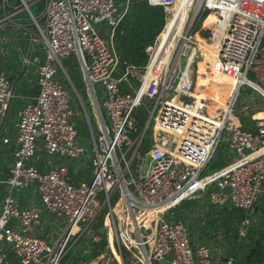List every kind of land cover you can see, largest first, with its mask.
<instances>
[{
    "label": "built area",
    "instance_id": "built-area-1",
    "mask_svg": "<svg viewBox=\"0 0 264 264\" xmlns=\"http://www.w3.org/2000/svg\"><path fill=\"white\" fill-rule=\"evenodd\" d=\"M146 1L167 14L179 0ZM134 8L131 0H0V30L30 33L31 53L23 63L35 67L39 84L38 94L17 112L10 175L0 180V264H15L11 254L18 264H240L216 253L191 217L173 209L196 200L243 210L241 237L264 222V119L247 127L237 106L247 86L264 100V0H191L176 45L162 49L158 36L143 65L123 62L117 41ZM206 11L218 16L213 70L233 80L224 103L208 85L197 95L195 65L206 56L194 29ZM72 56L98 123L99 135L89 141L79 128V107L91 125L90 116L64 65ZM17 98L12 79L0 70V120ZM0 142L8 145L12 138L0 132ZM222 142L225 164L207 173ZM78 163L91 169L90 179L79 176ZM30 188L39 205L22 194ZM115 198L127 211L116 212ZM104 209L117 250L86 259L103 240L98 221ZM146 209L161 211L155 226L151 221L153 227L142 228L137 215ZM52 217L64 223L56 236L55 228L49 230Z\"/></svg>",
    "mask_w": 264,
    "mask_h": 264
},
{
    "label": "trees",
    "instance_id": "trees-1",
    "mask_svg": "<svg viewBox=\"0 0 264 264\" xmlns=\"http://www.w3.org/2000/svg\"><path fill=\"white\" fill-rule=\"evenodd\" d=\"M187 1V2H186ZM191 0H179L180 3L187 4ZM134 12L131 15L130 18L126 19L125 22L121 24L119 27V31L123 30L124 33L121 34L119 32L117 36V41L119 44V51L121 54V59L123 62L131 63L134 65H143L148 62L149 55L146 52V48L150 45H153L160 35V33L163 31L165 25H166V10L165 7L161 5H154L151 6L147 3L146 0H134ZM172 10H178V7H175V5H171ZM176 12V11H175ZM28 15V13H26ZM218 20V16L214 13H211L209 11H206L202 13L196 23V27L194 29L195 32L198 31L199 27H201L203 24L207 25L208 29H212L215 22ZM196 39L200 41V43L204 46L205 51L208 54H211L214 51V48L209 46L205 43L204 39L200 35H196ZM196 68L199 72L201 66L200 63L196 64ZM212 77L217 84L219 88H223L225 90H231L232 89V83L233 80L229 77H226L222 75L221 73L217 71L212 72ZM224 82V83H221ZM221 83V84H220ZM258 114L254 115L256 116V119H245L243 116H241L242 122L245 126L250 128H255V124L258 120L264 119V110H259ZM81 130L83 129V126L80 125L79 127ZM225 164V160L221 162V167ZM212 167L214 166V163H211ZM219 165V164H218ZM214 169V168H213ZM117 198L113 199L112 202H116ZM198 205L195 209L202 208L203 204L196 200H187L183 203V205L180 208H186V207H193ZM205 207L206 204H204ZM209 205V204H208ZM210 209L220 211L219 217L215 218L214 220L219 219L221 216L224 218V226L227 227L225 232V238L229 239L233 248L228 253H225L227 255H233L237 258V261L240 264H264V222L262 221L259 223V225L251 226L248 230V233L246 236L241 237V223L243 219L246 216L245 211L240 209H231V208H223V209H217L216 207L209 205ZM107 212V209H104L102 214L99 217L98 225L102 226L104 219H105V213ZM225 214V216L223 214ZM235 222L234 225L233 223ZM202 224V223H200ZM214 226V221L212 222ZM197 227V225L195 224ZM216 228L220 227L219 225H215ZM198 228L200 231L202 230V233L200 234V237L202 238L203 235H205V229L204 226L199 225ZM254 234L255 238H253V243L248 251L244 254L243 257L238 258L237 248H240L244 246L242 245L241 240L246 238L248 235ZM207 239L213 240L216 236L213 235H205ZM107 245V238H105V235L103 237V240L101 243L95 246V249L93 253H91L89 256L85 257L86 259H91L94 256L100 254L102 251L105 250V247ZM11 260L14 261L15 264H18V261L16 260L15 256L13 254L10 255Z\"/></svg>",
    "mask_w": 264,
    "mask_h": 264
},
{
    "label": "rangeland",
    "instance_id": "rangeland-1",
    "mask_svg": "<svg viewBox=\"0 0 264 264\" xmlns=\"http://www.w3.org/2000/svg\"><path fill=\"white\" fill-rule=\"evenodd\" d=\"M131 1H134V0H131ZM33 11L35 12V14H38V11H39L38 7L37 6L33 7ZM26 13L27 12L24 11L22 13V15L24 17L28 18V15ZM27 23L31 24V18H28ZM29 28L34 29V26L30 25ZM197 32H198V35H200L204 39L206 44L207 43L209 45L211 44V46L213 47L214 28L208 29L207 25L203 24L201 27H199ZM28 37H27L25 43L23 42L22 45H20L22 52H24V53L26 52L25 55H29L28 51L30 50V47H29L30 33H29ZM11 41L14 44V47L16 50L17 44H16L15 40L12 39ZM13 55L16 58L18 57L16 52H14ZM211 55L215 58L216 57L215 51H213L211 53ZM64 65L67 67L71 78L73 79L75 85L79 89V92L83 96L86 108H87V110L91 116L92 123L94 125L95 133H96V135H99V131H98L97 126H96V120H95V117L93 115L92 107L90 105L89 92L87 90L86 81L83 77L80 64L77 61L76 57L72 56L70 59L64 60ZM64 80H66V79H64ZM66 83L73 90V87L70 84L69 80H66ZM221 83H224V82H221ZM232 85H233V83H232ZM237 106H238V110L240 111V115L243 116V118L252 120V119H256V116H254V115L255 114L257 115L258 112H260L259 110H264V100L251 87L247 86L241 90V95L238 98ZM12 108L10 111H12ZM79 110L81 111V116H82L81 120L83 121V124L86 125V117H85L84 110H83L82 106L79 107ZM223 148H224V144L222 142L220 145L218 153L216 154V156L214 157V160L212 161L214 163V166L212 167V165H210L209 168L206 169L207 173H210L213 170V168L216 169L218 167H221V162L224 160L223 156L225 153V150ZM88 172L91 173V169H89ZM28 191H29V189L25 190L22 194H26ZM183 203L181 204V206L183 205ZM117 204H118V201L113 204V208H115V206ZM204 204H203L202 210L199 208L200 211L195 209L198 206L196 204H195V206L192 205L193 207L189 206L186 208H180L181 206L180 207L178 206L177 208H175L173 210L175 213H184V214L186 213V214H188L192 218V219L190 218L191 222L193 221L194 224L197 225V227L199 225L204 226L205 235L208 234V235L216 236L212 240V243H214L216 245L215 247L217 248L216 253H218V251H220L221 254L228 253L231 250V248L232 249H234V248H233L230 240L225 238V232H226L227 227L224 226V224H225L224 218H222V216H221L219 219L214 220L215 218L219 217V215L221 214L220 211L210 209L208 204H206L207 207H205ZM115 210H116V212L117 211L121 212L119 208H115ZM194 212H196V213L194 214ZM121 213H123V212H121ZM225 214H223V215L225 216ZM58 220H59V222H58V224H56V221H58ZM110 220L111 219H108V217L106 215L105 220L103 222V225L101 227L105 232V234H104L105 238H107V245L105 247V252L103 254L111 253L109 248L110 249L113 248V237H114V241H115L114 225L112 224V222ZM116 221H117V219H116ZM213 221H214V226L212 224ZM235 222L236 221H234V223H233L234 225H236ZM200 223H202V224H200ZM48 224H49V230H53L55 228V236L57 234L59 235L62 233V228L64 227V223L62 220L55 218V217H52L51 219H49ZM215 225H219L220 227L216 228ZM195 229L197 230L196 226H195ZM110 233H112L113 235H110ZM196 233H197V231H196ZM201 233H202V230H201ZM253 238H255V235L251 234V235H248L243 240H241V243H242V245L244 244V246L237 248V252H239L238 258L243 257L244 254L246 253V251H248L250 249V247L253 243ZM220 245H221V247L219 248ZM116 246H117V242H115V245H114V248L117 250ZM130 246H131V244H130ZM125 247H127V246L125 244H123L124 249H126ZM94 249H95V245H93V247L90 249L91 253H93ZM102 252L100 254L94 256L93 258L94 259L100 258V256L102 255ZM82 255H83V253L79 254L81 260H83ZM93 258H91V259H93ZM155 264H166V263L157 262Z\"/></svg>",
    "mask_w": 264,
    "mask_h": 264
},
{
    "label": "crops",
    "instance_id": "crops-1",
    "mask_svg": "<svg viewBox=\"0 0 264 264\" xmlns=\"http://www.w3.org/2000/svg\"><path fill=\"white\" fill-rule=\"evenodd\" d=\"M24 30L21 28L19 29L10 28L9 30H0V70H4L8 73L9 77L12 79L15 85L16 92L19 96V98L15 99L12 103L13 105L12 111H9L5 115V117L2 120H0V132L3 133L5 136L12 138L11 144L4 145L3 143L0 142V180H6L10 175L8 165L11 159L13 147L15 146L16 143L15 138H17V133H18L17 112L25 102L35 97L39 92V84L37 81V74L35 71V67L34 66L27 67L23 63V56L26 54V52L25 53L22 52L20 45H22L23 42L25 43L28 37L27 32ZM11 38L14 39L17 44L16 50L14 44L11 41L12 40ZM14 52H16L18 56L17 58L13 55ZM28 53L30 54L31 51L29 50ZM25 68L26 71L23 74V70ZM90 120H91V125L88 123L87 120H86V125L83 124L81 117L80 120L78 121L79 127L80 125L83 126V129L80 130L82 132V135L86 138L87 141L91 140L92 134L95 133L91 116H90ZM95 120L98 129V123L96 117ZM74 167L78 169L79 176H83L84 178L90 179L91 173L88 172L89 169L84 170V168L80 165V163H78ZM4 192H5V185L0 184V200L2 199V195L4 194ZM35 196H36L35 189H29L25 199L30 200V202L39 205V200L35 199Z\"/></svg>",
    "mask_w": 264,
    "mask_h": 264
},
{
    "label": "bare ground",
    "instance_id": "bare-ground-1",
    "mask_svg": "<svg viewBox=\"0 0 264 264\" xmlns=\"http://www.w3.org/2000/svg\"><path fill=\"white\" fill-rule=\"evenodd\" d=\"M190 4H191V1L187 4L180 3L179 1H177V3H173L172 5H175V7L179 6V9L175 10L176 12L171 9V6L168 8V12H167L168 23L166 25L165 30L162 31V33L159 35V42H160V46L162 47V49H164L166 46L172 47L176 45L175 33L181 32L184 22L186 21V18L188 15ZM197 43L203 55L206 56V61L204 60V61L199 62L201 68L198 72L199 76H198L197 87H196L197 92H198L197 95L201 96L202 94L201 92H203L202 86L208 85V87L206 86L207 87L206 89H208V92H210V94H214L215 99L217 98L219 101H221V103H224L231 90H225L223 88H219L212 77V72L215 70V69L213 70V64H214L215 59H217L219 56L218 49L213 46L214 51L216 53V57L214 58L211 54H208L205 51L204 46L200 43V41L197 40ZM209 46H211V44ZM207 61L210 63L209 67L212 69V71L207 69V66H206ZM195 69L197 70L196 65H195ZM202 73H205V74L207 73V76L203 77L201 75ZM116 208H119L121 212L127 211V209H125L126 208L125 202L123 201H121L116 206ZM160 211L161 210H158V209H146L145 211L138 213L137 219H138L139 227H142V228L149 227V226L153 227L150 224L151 221L155 222L154 223V226H155L156 222L158 221ZM125 221L128 223L127 225H130V219L127 213L125 216ZM128 231L133 233L134 228L131 227L129 228ZM110 235H113V234L110 233ZM109 250L112 253L116 252L114 248V237H113V248L112 249L109 248Z\"/></svg>",
    "mask_w": 264,
    "mask_h": 264
},
{
    "label": "water",
    "instance_id": "water-1",
    "mask_svg": "<svg viewBox=\"0 0 264 264\" xmlns=\"http://www.w3.org/2000/svg\"><path fill=\"white\" fill-rule=\"evenodd\" d=\"M25 71H26V68L23 70V74L25 73Z\"/></svg>",
    "mask_w": 264,
    "mask_h": 264
}]
</instances>
